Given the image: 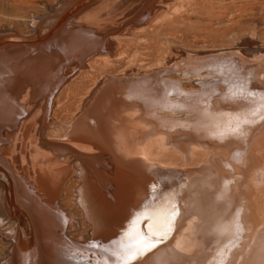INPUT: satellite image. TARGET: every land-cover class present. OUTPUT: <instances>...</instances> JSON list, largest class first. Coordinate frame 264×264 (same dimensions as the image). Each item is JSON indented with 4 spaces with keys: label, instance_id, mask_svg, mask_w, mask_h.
Masks as SVG:
<instances>
[{
    "label": "bare ground",
    "instance_id": "6f19581e",
    "mask_svg": "<svg viewBox=\"0 0 264 264\" xmlns=\"http://www.w3.org/2000/svg\"><path fill=\"white\" fill-rule=\"evenodd\" d=\"M14 2L0 264H95L154 190L180 214L134 264H264V0Z\"/></svg>",
    "mask_w": 264,
    "mask_h": 264
},
{
    "label": "snow or ice",
    "instance_id": "6c2138e0",
    "mask_svg": "<svg viewBox=\"0 0 264 264\" xmlns=\"http://www.w3.org/2000/svg\"><path fill=\"white\" fill-rule=\"evenodd\" d=\"M244 91L245 87L241 85V98H243ZM254 96L255 93H248L249 98ZM257 111L259 109L253 110L252 115H256ZM260 119L264 120V116ZM250 123L253 121L247 118L238 121L235 127L230 128L229 135H243L244 125ZM153 188L155 189V186ZM179 214L174 196L168 193L157 195L154 190L141 209L135 213L122 237L111 242L114 245L113 248H107L95 241L89 242L84 248L99 252L95 264H109V257L112 264H134L135 261L170 238Z\"/></svg>",
    "mask_w": 264,
    "mask_h": 264
},
{
    "label": "rangeland",
    "instance_id": "374dc122",
    "mask_svg": "<svg viewBox=\"0 0 264 264\" xmlns=\"http://www.w3.org/2000/svg\"><path fill=\"white\" fill-rule=\"evenodd\" d=\"M43 1L53 2L54 0H43ZM24 7H25L24 3L20 4V3L14 2V4H12V0H0V25L8 24L9 18H5V17L7 16L10 17V15L13 13H18L19 15L22 14ZM36 7H37L36 10L34 9L33 11L39 12L40 11L39 6H36ZM0 241L3 242L1 239ZM3 254H4V251H3Z\"/></svg>",
    "mask_w": 264,
    "mask_h": 264
}]
</instances>
